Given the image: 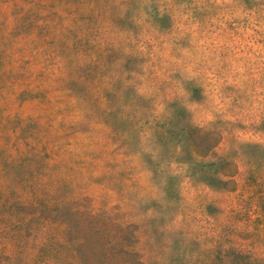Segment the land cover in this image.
Segmentation results:
<instances>
[{"label":"rangeland","instance_id":"rangeland-1","mask_svg":"<svg viewBox=\"0 0 264 264\" xmlns=\"http://www.w3.org/2000/svg\"><path fill=\"white\" fill-rule=\"evenodd\" d=\"M0 264H264V0H0Z\"/></svg>","mask_w":264,"mask_h":264}]
</instances>
